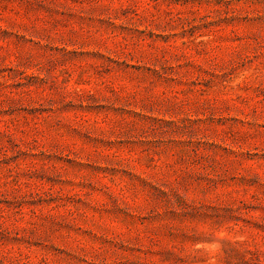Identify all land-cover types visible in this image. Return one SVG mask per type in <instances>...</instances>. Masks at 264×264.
Returning a JSON list of instances; mask_svg holds the SVG:
<instances>
[{"label":"rangeland","instance_id":"rangeland-1","mask_svg":"<svg viewBox=\"0 0 264 264\" xmlns=\"http://www.w3.org/2000/svg\"><path fill=\"white\" fill-rule=\"evenodd\" d=\"M0 264H264V0H0Z\"/></svg>","mask_w":264,"mask_h":264}]
</instances>
